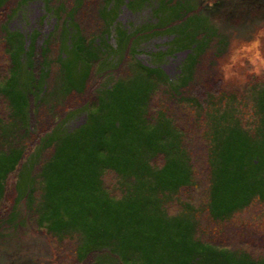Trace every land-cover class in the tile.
Listing matches in <instances>:
<instances>
[{
    "label": "rangeland",
    "instance_id": "rangeland-1",
    "mask_svg": "<svg viewBox=\"0 0 264 264\" xmlns=\"http://www.w3.org/2000/svg\"><path fill=\"white\" fill-rule=\"evenodd\" d=\"M218 1L0 0V264H264V145L255 189H212L232 132L263 139L264 10Z\"/></svg>",
    "mask_w": 264,
    "mask_h": 264
},
{
    "label": "trees",
    "instance_id": "trees-1",
    "mask_svg": "<svg viewBox=\"0 0 264 264\" xmlns=\"http://www.w3.org/2000/svg\"><path fill=\"white\" fill-rule=\"evenodd\" d=\"M213 6H215V5H212V7H209V8H214L215 13H217L216 15H218V14L225 15L229 19H235L236 18L235 15L237 13H240V12H242L243 14H244V12H246V13L250 12L249 14H253L254 11L257 13H261V11L264 10V0H225V1L220 0V1H218V3H216L215 7H213ZM221 7H223V8L221 9ZM228 10H229V12H228ZM250 16L255 17V14L253 16L252 15H250ZM189 18H191V21H192V17H189ZM196 21L200 22V19H197ZM202 22H203V27L205 25L209 24V23L204 22V21H202ZM207 28L208 27H205L206 31H207ZM190 42L191 43H189L187 41L186 42L187 46H185V47L191 48L194 41L190 40ZM262 103H263L262 107L264 108V100H262ZM237 126H239V125H236V127ZM260 126L261 127L258 129L259 130L258 133H259V135L263 136V139L259 142L256 141L254 136L247 134L245 131L237 130V128H232V131L234 129L237 130L236 133L231 131L232 134L234 135L232 137L234 139V141L232 142L231 145H228V143L230 142V141H228L227 146H224L223 148H221V157L225 158V159L226 158L232 159V160L236 159L234 161L229 162V164L233 163L235 165V168L233 169V171L229 170L230 168L229 169H226L225 167L219 168V170H217L216 178L214 181V185H212V189L218 190V191L222 190L226 194L232 195L235 193L242 194L244 192H249L250 189H255L257 187V185H255L254 181L249 180L248 177L250 175V172L246 171L247 166L240 163L239 159H241V157H243L245 155L244 145L247 144V145L251 146V153L249 154L250 158H253L255 156L254 152H256L258 144L264 145V117H262V119H261ZM141 131L145 132L144 130H141ZM102 132H106V129L103 130ZM167 133H171L173 139L176 142L178 140L182 143V140H181L182 133H181V131L178 132L177 128L174 130H168ZM154 135H156L155 132L152 134H149L147 137L144 134H140V137L145 141V145H147L149 147L156 145V144L159 146L160 145L165 146V147L167 146L166 143H164L163 141L162 142L160 141L161 139L159 140L160 142L159 141L155 142L153 140ZM229 139H231V136ZM236 140L239 143L233 144ZM118 146H116V148L115 147L113 148L114 154L116 153ZM160 153L164 154L165 152H164V150H160V152L157 153V155H159ZM114 154H112V156H114ZM164 155H165V157H168L166 155V153ZM120 158L123 161H121V162L117 161V163H115L118 167H120V166H123V168L128 167L133 172H142V175H144V174L148 173L146 170H144V168H148L146 165H149L150 169L149 168L148 169L150 170V172L148 174L151 175L153 179L162 178V176H163L166 179L168 178L169 180H171L172 182H170V183H172L173 185L176 184L177 182H179V180L176 179V174L179 171L177 169L179 167V161L178 160L174 161L172 158H167L164 165L160 168H157V167H154V165H152V163H151L153 158H151L150 161L146 162L145 164H142L140 161H138V159H136L134 154H131L128 156L126 154V155L121 156ZM248 160L253 161L252 159H248ZM223 163H225V162H223ZM227 164H228V162H227ZM76 166H77V164H75V163H72V164L67 163L66 164L65 167L68 170V172H71V176H68V178L65 180L66 182L63 184L62 187H65V184H66L67 188L70 185L71 186L73 185V181H74L73 175H75L76 174L75 172H77ZM243 167H245V168H243ZM239 170H244V172H241L239 174L238 173ZM77 181L78 182H84L85 178L81 177ZM248 203L249 202H247L244 206H246ZM197 252L198 253L200 252L204 256L208 252H213V251L210 247H205V249L203 248L201 251H197Z\"/></svg>",
    "mask_w": 264,
    "mask_h": 264
},
{
    "label": "bare ground",
    "instance_id": "bare-ground-1",
    "mask_svg": "<svg viewBox=\"0 0 264 264\" xmlns=\"http://www.w3.org/2000/svg\"><path fill=\"white\" fill-rule=\"evenodd\" d=\"M186 53H189L188 51H186ZM200 258V257H199Z\"/></svg>",
    "mask_w": 264,
    "mask_h": 264
}]
</instances>
